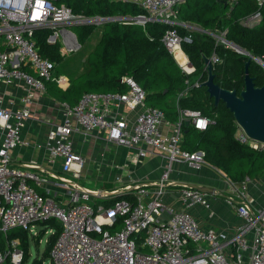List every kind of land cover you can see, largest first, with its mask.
<instances>
[{"label":"built area","instance_id":"1","mask_svg":"<svg viewBox=\"0 0 264 264\" xmlns=\"http://www.w3.org/2000/svg\"><path fill=\"white\" fill-rule=\"evenodd\" d=\"M130 1L144 10L130 20L174 25L178 23L179 6L188 0ZM240 1L230 0L232 5ZM256 1L260 8L241 20L247 27L263 19L264 0ZM112 18L76 14L66 4L53 0H0V36L6 46L0 50V230L22 227L35 234L38 222L58 218L62 228L50 251L53 264H264V201L255 203L253 197H245L236 206L243 221L232 229L204 226L190 208L199 204L210 209L209 193L191 183L169 179V169L177 161L195 166L208 164L203 150L182 147L184 123L189 121L188 125L205 129L211 121L201 110L180 105L187 88L177 93L176 120L167 118L158 106H147L146 90L131 75L122 76L128 85L125 91H85L74 104L63 100L60 120L50 125L46 138L38 143L48 163L32 160L17 165L13 161L16 147L31 144L23 137V129L33 114L31 104L37 94L46 90L47 80L54 79L60 85L68 81L64 74L55 75L53 62L38 52L34 30L42 26L59 29L81 20L105 23ZM218 40L229 44L223 36ZM191 41V34L183 36L174 27L162 36L163 44L175 58L179 50L183 51L182 43ZM186 57L187 66L176 60L190 73L195 67ZM210 59L213 64L220 60L216 53ZM13 85L22 86L23 93L7 96ZM123 106L144 109L131 121L122 112ZM91 132L97 139L105 138L106 133L110 144L134 148L127 155L134 164L157 149L166 154L169 166L154 182L140 181L112 189L91 188L59 175L56 168L75 177L82 175L86 158L76 149L72 136ZM235 136L256 149H264V142L250 137L239 124ZM43 164L53 178L50 182L42 176ZM250 180L247 176L242 181V190ZM168 184L174 188L168 189ZM230 184L235 187L233 181ZM59 190L63 192L60 195ZM123 190L131 191L132 196L113 199L111 203L99 200ZM167 191L176 201L164 200ZM7 253L18 264L23 254L18 237L0 248V264Z\"/></svg>","mask_w":264,"mask_h":264},{"label":"trees","instance_id":"2","mask_svg":"<svg viewBox=\"0 0 264 264\" xmlns=\"http://www.w3.org/2000/svg\"><path fill=\"white\" fill-rule=\"evenodd\" d=\"M56 4H66L76 14L89 17H134L144 10L136 3L125 0H53ZM225 1L229 3L226 4ZM260 8L256 0H241L231 5L230 0H188L179 6L177 24L161 22L146 23L130 20L107 21L104 23L102 37L97 46L90 52L84 62V71L74 77L71 85L62 88L56 80L46 81L61 100L76 103L85 91H125L128 88L122 76L131 75L146 90V103L150 96L156 95L167 118L176 120L178 112L175 102L169 98L178 92L188 89L180 97L183 107L199 109L211 121L205 129H198L184 123L182 147L189 150L200 149L205 153L209 165L219 169L232 181L242 182L247 176L256 177L264 174V149H256L236 138L238 123L234 113L223 100L215 103L207 86L202 82L208 77V68L204 57L214 53L220 58L214 64L215 81L227 88H236L240 92L245 85V63L249 55L236 51L229 44L218 40L223 36L226 42H232L264 61V5L261 7L263 19L253 27L241 23L242 18ZM192 24V25H183ZM91 23L76 27L79 43L84 45L95 30ZM177 28L181 35H192L191 42H183L182 49L195 69L186 73L176 61L174 55L165 47L162 36L169 28ZM59 29L51 26L38 27L33 32L38 52L49 58L54 68L64 60L66 51L59 39L54 42L50 36ZM0 50H5L0 37ZM71 40L68 39L67 43ZM229 45V46H228ZM28 66L22 68L29 69ZM249 72L254 76L257 85L264 84V67L252 61ZM199 81L198 84L196 82ZM49 88V89H50ZM157 106V105H149ZM106 189H112V181H107ZM132 192L123 190L112 198L99 199L111 203L113 199L131 197ZM43 235L49 228L51 234L46 240V247L41 256L33 257L31 264H53L50 251L62 228V222L50 217L38 222ZM2 231V230H0ZM142 234V233H141ZM18 237L23 250L21 264L31 255L30 238H35L36 245L42 236L22 227H14L2 237L0 248H6V238ZM142 236H139V238ZM2 264H15L11 253H7Z\"/></svg>","mask_w":264,"mask_h":264},{"label":"crops","instance_id":"3","mask_svg":"<svg viewBox=\"0 0 264 264\" xmlns=\"http://www.w3.org/2000/svg\"><path fill=\"white\" fill-rule=\"evenodd\" d=\"M187 25L192 24L188 23ZM61 34L63 35L65 41V46L63 45V49L67 53V50L69 49L66 41L70 39L71 44H75V39L71 33L63 32ZM76 37L77 41L79 42L78 36ZM87 42L84 45L81 44L82 49L87 46ZM74 47L75 49H77L80 47V45H75ZM90 52H87V55L85 57H83L82 55V57L80 58L81 63H78L77 65L66 66V68L64 69L55 68V75L64 74L68 78L67 83H65L64 85H60L58 83L59 86H61L62 88H67L71 85L72 79L84 71V62ZM30 69L32 70V68ZM49 88L50 87L48 85L44 92L38 93L36 99L31 104L33 108V114L29 118L27 124L23 129V137L29 140L31 144L19 145L13 150V161L17 165H26L32 160L42 161L44 164L48 163L45 160V153L43 151V148H40L38 143L46 138V134L50 125L60 120V103L61 101H63L55 95L51 88ZM23 91L24 90L22 86L13 85L10 87V89L7 90V96H9V94H15L16 96H19L23 93ZM177 103H175L176 110ZM142 109H144V107L129 109L127 106H123L121 108L122 112L127 114L131 121L135 119L137 113L142 111ZM72 138L74 140L76 149L83 155L84 152H86L85 150H88V148H90L93 143V139L88 138L87 135L85 136V134H74ZM120 147H122L120 148V150L116 149V151L113 152L114 154L112 155V158L117 164H120L121 161L125 160L126 163H129L127 165H130V170L126 171L127 169L125 167H122L126 169L123 172V174L125 175L119 176L118 180L119 182L123 183H121V185L119 186L115 185L116 183L114 181L112 182L113 188L126 186L127 184H134L140 181L154 182L161 178L163 172L169 166L166 154L160 150L154 149V151L149 154L144 159V161L134 164L127 159V155L130 154L134 150V148H127L125 146ZM44 164L41 166L40 170L47 173V169L45 168L46 166ZM169 170L170 180L176 179L186 183L199 184L211 190L217 189V191L215 192H208L212 202V207L210 209L205 208L199 204H196L190 208L192 213L201 220V223L204 226H213L219 229H232L243 221V219L237 212V204H239L245 197H253L255 199V203L264 201V175L252 177L247 184V188L242 190V186L241 184H239V182L233 181L235 187H232L230 183L226 182V180L222 178V175L220 174V172H218L217 168L209 164L195 166L185 161H177L173 163L172 167H170ZM108 174L107 176H112L113 180L116 178V173L113 172L112 174H110V172H108ZM167 187L168 189H173L174 185L168 184ZM39 190L43 191L44 188L39 187ZM61 193H63L62 190H59L57 192L58 195H60ZM63 196L64 194L61 197ZM173 199V196L168 191L164 194L165 201H176ZM229 199H231L232 202H229ZM163 215L166 216L167 214L164 212Z\"/></svg>","mask_w":264,"mask_h":264},{"label":"rangeland","instance_id":"4","mask_svg":"<svg viewBox=\"0 0 264 264\" xmlns=\"http://www.w3.org/2000/svg\"><path fill=\"white\" fill-rule=\"evenodd\" d=\"M127 17H129V16H127ZM121 21L122 22H129L130 19L129 20H121ZM94 25L96 27H95L94 32L91 34V36L88 39L87 46L82 49V45L80 44V47L77 49L67 50V53L65 54V57H64V61H62L61 63L56 65L55 68L64 69V68H66V66L77 65L78 63H81L80 58L82 57V55H83V57H85L87 55V52L89 53L92 49H94L96 47V45L101 40L102 32H103V28H104V23H95ZM76 27H78V26L69 27V29L77 36V33L75 31ZM57 39H59L61 41L62 45L65 46L64 38H63V35L61 33H59ZM55 68H54V70H55ZM169 99L172 102L177 103L178 98H177V95H175V96L170 97ZM152 104L157 105V106H161V104L159 102V98L156 95L150 96L147 100V105H152ZM87 137L92 138L93 143H92L91 147L88 148V150H85L86 152H84V156L86 158V163L84 165L85 168H83L84 170L82 172V175L80 177H75V176H73V174L71 172L58 170L56 168L59 175H61V176L65 175V176L72 177L76 181H78L80 184L91 187V188H99V187L104 188V186H106L105 184L108 180H112V182L115 181V183H116L115 185L120 186L121 183H123V182H119L118 177L124 176L125 174H123V172L126 169H127L126 171L130 170V165H126L125 166L126 169L122 168V166L124 164H126L125 160H123L120 162L121 167L116 166L117 163L114 162L112 155L114 154L113 152L116 151V149L120 150V148H122V147H120L117 144H110L106 140V137H107L106 133H103V137H105V138H102V139H96V137L94 136V134L92 132L87 134ZM217 170H218V172H220V174L222 175V178L224 180H226V182L230 183V181H232L231 179H229L228 176L224 175V173H222L219 169H217ZM108 172H110V174H112L113 172L116 173V178L113 180L112 176L108 177L107 176ZM262 175H264V174H262ZM42 176L46 177L48 182H50L53 179L51 177V175L47 174L46 172H43ZM56 179H59V178H56ZM252 183H253V181H252ZM239 184H242V182H239ZM40 227H41V224H39L37 226V230H39V231L37 233H35L36 235H39V237L42 236L40 239V242L38 245H36L35 238H30L31 255L24 264H31L33 257H35L36 255L41 256L43 253V250L46 247V240L49 237V235L51 234V231H47L43 235H41L43 232L40 233ZM0 232L2 233V237L3 236L6 237V232H4V231H0ZM6 243H8L7 238H6ZM22 258H23V254L21 256V259L18 261V264H21ZM46 264H49V262L47 261Z\"/></svg>","mask_w":264,"mask_h":264},{"label":"water","instance_id":"5","mask_svg":"<svg viewBox=\"0 0 264 264\" xmlns=\"http://www.w3.org/2000/svg\"><path fill=\"white\" fill-rule=\"evenodd\" d=\"M228 4V1H225ZM132 19L130 17L124 20ZM112 20H119L118 17H113ZM95 24L94 21L81 20L78 22H71L65 24L60 30L50 36L49 40L54 42L57 40L59 33H71L75 39V45L79 46L76 35L69 29V27L80 26L83 24ZM4 32H1L3 35ZM229 45L236 49V51L249 55V59L245 63V85L244 88L238 92L236 88H227L215 81V74L213 71L214 64L209 57H204L205 64L208 68V77L202 82L207 86L210 96L214 97L215 103L223 100L228 108L234 113L237 123L244 129V131L253 139L264 142V84L257 85L249 72V66L252 61H256L264 67V61L255 57L252 53L241 48L239 45L228 42ZM69 50L75 49L71 45H67ZM189 124V121H187ZM194 186L206 190L207 192H215L213 189H207L199 184Z\"/></svg>","mask_w":264,"mask_h":264},{"label":"bare ground","instance_id":"6","mask_svg":"<svg viewBox=\"0 0 264 264\" xmlns=\"http://www.w3.org/2000/svg\"><path fill=\"white\" fill-rule=\"evenodd\" d=\"M64 43H65V41H64ZM69 43H70V42L67 43V41H66V44H68L69 46H70V45H71L72 47L75 46V44H69ZM72 43H73V42H72ZM176 58H177V60H178L181 64L187 66V64H188V59H187L186 55L183 53V51H180V50H179V51L176 53Z\"/></svg>","mask_w":264,"mask_h":264}]
</instances>
